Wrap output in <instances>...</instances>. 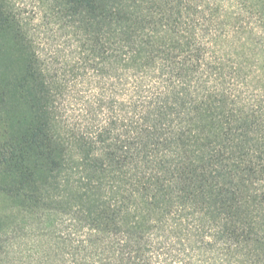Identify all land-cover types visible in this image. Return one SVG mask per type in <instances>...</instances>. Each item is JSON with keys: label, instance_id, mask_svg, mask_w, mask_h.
<instances>
[{"label": "trees", "instance_id": "1", "mask_svg": "<svg viewBox=\"0 0 264 264\" xmlns=\"http://www.w3.org/2000/svg\"><path fill=\"white\" fill-rule=\"evenodd\" d=\"M38 1L48 57L0 0V264H264L252 0Z\"/></svg>", "mask_w": 264, "mask_h": 264}, {"label": "rangeland", "instance_id": "2", "mask_svg": "<svg viewBox=\"0 0 264 264\" xmlns=\"http://www.w3.org/2000/svg\"><path fill=\"white\" fill-rule=\"evenodd\" d=\"M11 2L15 7V9H16V2L21 6L25 18H27L28 21L31 23V28H33V32L36 33V35L39 36L41 39H43L42 48H44V44L47 42V37L51 36V32L45 26V22L43 19V9L40 7L39 1L11 0ZM249 4H250L249 6L253 8V17H254V22L256 23V31L258 33V36H260L261 40L264 42V16L262 12L264 0H252L251 3ZM43 54L44 56L48 57L49 46L45 45V48L43 49ZM90 81L91 80L83 81V83L81 84L79 83L78 88H76V102L80 105L81 104L86 105V102L88 100L87 98L93 92H97V89L93 88ZM11 261L12 264H16V254L14 255Z\"/></svg>", "mask_w": 264, "mask_h": 264}]
</instances>
